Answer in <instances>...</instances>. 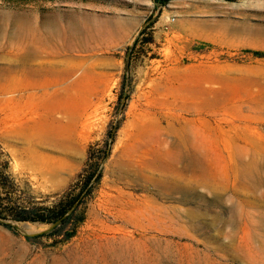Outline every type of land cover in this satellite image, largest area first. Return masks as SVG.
<instances>
[{"label": "rangeland", "instance_id": "rangeland-1", "mask_svg": "<svg viewBox=\"0 0 264 264\" xmlns=\"http://www.w3.org/2000/svg\"><path fill=\"white\" fill-rule=\"evenodd\" d=\"M154 5L0 0V144L19 187L47 201L118 125L76 236L48 246L25 237L44 224L0 223V264H264V57L243 52L264 50V0Z\"/></svg>", "mask_w": 264, "mask_h": 264}, {"label": "trees", "instance_id": "trees-1", "mask_svg": "<svg viewBox=\"0 0 264 264\" xmlns=\"http://www.w3.org/2000/svg\"><path fill=\"white\" fill-rule=\"evenodd\" d=\"M153 1L157 7L166 5L171 0ZM151 41L150 30L143 26L126 46V67H129L132 55L144 51ZM243 52L264 57V50L260 49L245 48ZM117 126L115 124L108 129V136L100 147L95 149L89 146L85 162L74 179L63 190L52 194L47 201L37 199L19 187L9 170V160L0 144V223L14 232V221L44 224L47 229L25 237L33 243H39L45 238V245L48 246L64 244L76 236L86 220L88 203L100 182L102 163L109 154Z\"/></svg>", "mask_w": 264, "mask_h": 264}, {"label": "bare ground", "instance_id": "bare-ground-1", "mask_svg": "<svg viewBox=\"0 0 264 264\" xmlns=\"http://www.w3.org/2000/svg\"><path fill=\"white\" fill-rule=\"evenodd\" d=\"M32 52H34V51H32ZM42 52V51H41ZM35 53V52H34ZM40 53V52H39ZM43 53V52H42ZM41 54V53H40ZM38 55V54H37Z\"/></svg>", "mask_w": 264, "mask_h": 264}, {"label": "crops", "instance_id": "crops-1", "mask_svg": "<svg viewBox=\"0 0 264 264\" xmlns=\"http://www.w3.org/2000/svg\"><path fill=\"white\" fill-rule=\"evenodd\" d=\"M35 73H38V71H35Z\"/></svg>", "mask_w": 264, "mask_h": 264}]
</instances>
